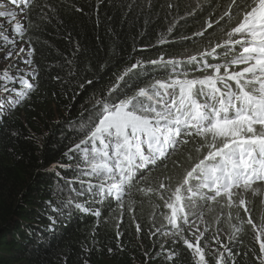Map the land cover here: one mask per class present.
<instances>
[{
	"label": "snow or ice",
	"instance_id": "6c2138e0",
	"mask_svg": "<svg viewBox=\"0 0 264 264\" xmlns=\"http://www.w3.org/2000/svg\"><path fill=\"white\" fill-rule=\"evenodd\" d=\"M213 2L197 0L179 16V0H165L160 11L173 19L156 46L199 38L207 41L203 49L134 59L74 122L78 142L49 169L55 198L45 202L49 232L75 213L94 217L99 229L102 217L109 222L108 210L120 241L124 215H132L140 234L137 204L155 198L149 238L163 242L158 251H145L147 264L161 258V264H264V213L255 215L257 201L264 209V0ZM103 3L94 7L97 20ZM152 7L148 0L149 21ZM209 8L200 30L176 36L186 16ZM65 10L84 14L85 5L0 0V119L38 91L33 36L54 22L63 26ZM78 52L79 46L65 61L66 79L52 77L64 89L81 71ZM83 71L85 78L73 84L79 95L98 82L87 78L89 68ZM242 234L251 235L246 249Z\"/></svg>",
	"mask_w": 264,
	"mask_h": 264
},
{
	"label": "trees",
	"instance_id": "16d2710c",
	"mask_svg": "<svg viewBox=\"0 0 264 264\" xmlns=\"http://www.w3.org/2000/svg\"><path fill=\"white\" fill-rule=\"evenodd\" d=\"M151 2V21L146 14L148 0H104L97 20L94 7L98 0H77L85 5L84 14L62 11L63 26L58 27L54 22L33 36L34 59L40 70L39 89L23 106L0 119V264H82L84 258L90 264H147L145 251L159 250L163 241L149 238L154 205L158 202L155 198L137 204L135 216L143 229L140 234L136 233L132 215H124L120 241L115 238V220L108 210L103 211V216L109 217V222L105 223L102 217L99 229L94 217L75 213L71 219L59 218L49 232L50 210L45 204L55 199L49 190L54 182L49 169L61 160L71 144L78 142L80 137L73 131L74 122L95 103L94 95L98 98L101 90L114 82L115 75L134 59H155L161 52L173 56L185 49L195 52L207 43L196 38L195 43L156 46L159 34L173 17L165 20L160 11L165 0ZM209 2L215 6L213 0ZM179 3L178 14L185 16L197 0H179ZM131 4L136 7L129 13ZM210 11L209 8L186 16L179 23L176 36H191L200 30ZM215 37L222 38L219 30ZM77 46L81 71L76 81L69 82L64 89L52 77L67 78L65 61L72 57ZM144 48L147 50L141 51ZM84 68H89L87 78L98 82L79 95L73 84L85 78ZM13 131L18 135L12 136ZM262 213L264 209L257 201V220ZM242 238V247L246 249L251 235L242 234ZM118 243L123 245V250L117 247ZM85 247L92 249L90 254L83 251ZM109 247L113 248L111 254L107 251ZM161 260L153 259L152 264H161ZM247 264L252 261L248 260Z\"/></svg>",
	"mask_w": 264,
	"mask_h": 264
}]
</instances>
